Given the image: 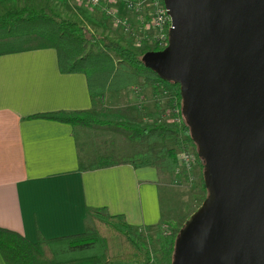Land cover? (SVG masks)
<instances>
[{
  "label": "water",
  "instance_id": "water-1",
  "mask_svg": "<svg viewBox=\"0 0 264 264\" xmlns=\"http://www.w3.org/2000/svg\"><path fill=\"white\" fill-rule=\"evenodd\" d=\"M169 45L143 59L180 86L208 196L172 264H264V0H164Z\"/></svg>",
  "mask_w": 264,
  "mask_h": 264
},
{
  "label": "crops",
  "instance_id": "crops-1",
  "mask_svg": "<svg viewBox=\"0 0 264 264\" xmlns=\"http://www.w3.org/2000/svg\"><path fill=\"white\" fill-rule=\"evenodd\" d=\"M110 6L133 23L134 34L148 39L123 2ZM110 93L93 95L84 73L61 72L53 48L0 55V227L36 242L84 232L95 211L122 214L138 230L160 227L163 187L170 191L172 172L129 163L83 169L98 155L131 153L119 151L113 139L106 147L104 125L33 117L95 112ZM0 264H7L1 253Z\"/></svg>",
  "mask_w": 264,
  "mask_h": 264
},
{
  "label": "trees",
  "instance_id": "trees-1",
  "mask_svg": "<svg viewBox=\"0 0 264 264\" xmlns=\"http://www.w3.org/2000/svg\"><path fill=\"white\" fill-rule=\"evenodd\" d=\"M84 16L91 22H97L87 14ZM47 48L57 51L61 72L86 75L93 95L104 96L108 92L133 87L146 88L159 79L164 81L146 65L143 56L147 51L166 47L138 53L107 37L88 36L78 22L51 15L44 8L7 7L0 13V55ZM168 83L178 86L172 101L179 99L182 106L180 86ZM181 115V122L164 121L147 126L117 123L132 130L137 151L123 155L114 152L98 155L83 169L129 163L136 167L154 166L165 174L176 171L180 167L177 146L187 150L190 144H196L182 109ZM33 117L83 126L113 124L90 111L47 112ZM181 134L190 138L182 139ZM198 157L203 160L200 155ZM91 220L92 224L82 233L40 238L36 242L29 241L19 232L0 227V253L7 264H102L105 257L110 261L123 262L144 258L142 235L124 215L95 211L91 213ZM180 230L170 237L162 234L159 251L162 258L160 261L149 259L146 264H172Z\"/></svg>",
  "mask_w": 264,
  "mask_h": 264
},
{
  "label": "rangeland",
  "instance_id": "rangeland-1",
  "mask_svg": "<svg viewBox=\"0 0 264 264\" xmlns=\"http://www.w3.org/2000/svg\"><path fill=\"white\" fill-rule=\"evenodd\" d=\"M25 6L44 8L51 15L76 21L84 28L86 35L107 37L138 53L154 48L142 32L139 31L138 34H134L133 30L126 31L125 26H121L117 18H113L102 9H95L98 7L82 0H68L67 2L64 0H60V2L55 0H0V13L7 7L19 9ZM84 14L89 15L97 22H91ZM116 15L121 19H127L119 13ZM130 23L131 27L134 28L133 23L131 21ZM177 88V85L159 79L146 88L133 87L107 94L106 99L102 101V107L97 108V111L93 112L97 113L99 118L113 123L111 125L105 124L100 128L104 131L103 136L105 138L108 137L106 147L110 148V139H113L117 144L115 147L119 151L129 153L137 151L136 141L132 137V130L117 123L124 122L135 126H147L164 121L178 122V120L172 121L177 119V117L174 118L175 116H173L174 108L180 107L182 109L183 106L179 104V99L172 101ZM181 135L182 139L190 138L189 135ZM100 141L104 142L106 139H100ZM175 146L177 145L175 144ZM185 150L177 146L178 154ZM188 150L199 155L197 144H190ZM204 170V161L199 160L191 178L182 174L177 175V171L172 172L173 174L170 176V191L163 187V223L156 229L139 230L144 242V258L142 260L130 262L110 261L105 257L102 264H146L149 259L151 261H160L162 258L159 253L161 248L160 236L164 234L170 237L177 234L208 196L204 182ZM180 177L183 180H180ZM161 264L167 263L162 262Z\"/></svg>",
  "mask_w": 264,
  "mask_h": 264
},
{
  "label": "built area",
  "instance_id": "built-area-1",
  "mask_svg": "<svg viewBox=\"0 0 264 264\" xmlns=\"http://www.w3.org/2000/svg\"><path fill=\"white\" fill-rule=\"evenodd\" d=\"M93 6H101L102 10L117 18L121 26H125L126 31H132L131 23L128 19H121L116 14L117 11L110 6L111 2L121 1L126 7L132 10L138 21L140 27L147 32L149 43L155 47H167L169 45V32L172 28V19L169 15L168 8L164 0H82ZM174 118L177 117L178 122H181V108L175 107L173 110ZM180 167L176 170L179 174L191 178L196 165L199 162L197 154L191 151H183L179 154Z\"/></svg>",
  "mask_w": 264,
  "mask_h": 264
}]
</instances>
